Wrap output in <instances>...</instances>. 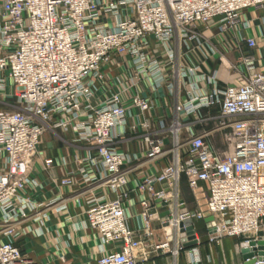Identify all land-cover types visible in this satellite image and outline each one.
<instances>
[{
  "label": "built area",
  "instance_id": "2783aa9c",
  "mask_svg": "<svg viewBox=\"0 0 264 264\" xmlns=\"http://www.w3.org/2000/svg\"><path fill=\"white\" fill-rule=\"evenodd\" d=\"M251 10L264 26V0H0V92L10 80L17 90L10 94L23 107L0 108V264H39L17 242L30 230L19 224L42 222L58 201L35 202L27 194L47 130L72 131L87 144L84 155H75L80 180L110 191L88 201L84 221L100 236L98 264H139L138 252L156 229L164 238L155 249L177 255L187 246V226L180 224L188 219L193 227L205 222L211 240L250 242L264 232V71L251 52L256 38L243 35L253 20L242 18ZM243 42L249 50L229 62L222 45L239 50ZM210 61L234 71L238 82L223 81ZM129 62L135 73L124 70L117 88L97 103L105 68ZM143 80L148 92L166 87L175 95L173 115L160 118L159 128L148 120L129 124L132 108H153L139 88ZM140 127L146 160L169 161L130 188L128 174L141 158L117 141ZM213 134L227 151L213 145ZM184 186L204 200L193 211L181 199ZM131 193L146 195L138 229L126 213ZM190 250L199 264L197 246Z\"/></svg>",
  "mask_w": 264,
  "mask_h": 264
},
{
  "label": "crops",
  "instance_id": "0c3cea01",
  "mask_svg": "<svg viewBox=\"0 0 264 264\" xmlns=\"http://www.w3.org/2000/svg\"><path fill=\"white\" fill-rule=\"evenodd\" d=\"M257 16L258 13L252 10L243 14L242 18L244 20H253L252 27L245 30L243 35L256 38L257 47L251 52L258 59V70L264 71V26L260 20L256 19ZM221 50L225 53L229 62L235 64L238 58L249 50V47L245 42L240 45L239 50L231 49V46L223 44ZM210 64L212 69L216 67L219 69L223 81L238 82L234 71L229 73L220 62L210 61ZM105 70L107 71V78L105 81L99 82L97 103L103 101L110 89L117 88V78L124 73V70L125 72L126 70L130 71L132 74L135 73L131 62L126 63L121 68L108 66ZM7 83L8 92L10 91L9 84L13 85V83L10 80ZM147 86V80H143L139 84L143 94L151 98L153 108L145 113H141L137 108H132L129 124L140 125L143 120H148L155 128H159L160 118H168L173 115L175 95L171 94L166 87L148 92L146 91ZM4 94L0 92V99ZM6 95L8 98L13 99L10 93H6ZM198 129L199 131L203 130L202 127ZM48 132L50 133L51 130L45 132L39 145L41 152L32 162L30 177L35 180V183L31 182L29 184L27 194L35 202L47 204L53 200L58 201L55 205L46 208L49 217L42 222H35L30 218L19 224V226L30 230L20 237L17 244L23 254L39 264H98V260L102 255L100 236L96 230L84 226V221L86 219L88 201L95 197H108L110 191L105 185H87L80 180L79 164L75 160V155H84L89 148L87 144L76 141L72 131L61 130L67 139L65 140L67 146L60 145V149H57L54 148ZM144 133L145 131L140 127L138 134L128 132L117 141V146L121 149L137 154L141 158V163L135 166L133 171L128 174V187L130 188L135 186L138 179H143L148 173L156 172L155 164L148 162L145 158L146 143L143 140ZM213 137L215 141L223 143L219 134H213L210 137L211 141ZM71 143L78 144L77 148L74 147L71 150L68 146ZM48 158L54 160L51 166L45 163ZM63 158L67 160L66 163ZM3 165V161L0 158V171ZM69 176L72 178V183L62 184V180L69 178ZM184 187L187 188V186ZM145 198V194L131 193L130 198L125 203L130 224L135 229L143 226L141 201ZM60 205H66V209L57 211ZM164 211L162 210L161 213ZM161 231V229H156L147 247L138 252L139 264H195L190 249L181 250L177 255L156 250L154 245L160 243L164 238ZM4 239V236L0 234V240ZM234 241L235 238L226 237L218 241V246H214V248H211L209 244V253L205 249V245L203 247L197 246L203 261L199 264H239L242 258V248L240 244L239 250L236 249Z\"/></svg>",
  "mask_w": 264,
  "mask_h": 264
},
{
  "label": "rangeland",
  "instance_id": "374dc122",
  "mask_svg": "<svg viewBox=\"0 0 264 264\" xmlns=\"http://www.w3.org/2000/svg\"><path fill=\"white\" fill-rule=\"evenodd\" d=\"M9 89L10 91L6 92V93H12V94H15L17 92L16 88L14 87V85H11L9 84ZM4 94V93H3ZM0 108H4V109H9V110H22V104L18 103L17 102V99L16 97H14L13 99H10L7 97L6 94H4L2 96V98L0 99ZM213 126H210L209 128H212ZM135 134V133H134ZM138 134V132H137ZM48 136L51 138L53 144H54V148H57V149H60V145L61 146H64L66 147L67 145L65 144V140L66 137L65 135L61 132L60 129H57V130H51V132L49 133L48 132ZM132 136H136V135H132ZM51 142V143H52ZM212 143L213 145L218 148L220 151L222 152H225L228 150V146L224 145L223 143H221L220 141H215L214 137L212 138ZM70 147V149L72 150L74 147L77 148L78 144L76 143H71L68 145ZM41 150H38V153L36 155L39 156ZM35 157V158H36ZM168 159L165 158V159H161L160 161H158L157 163H154L155 166H156V172H159L161 171V169L166 165L168 164ZM141 162L139 163H135L134 164V167L137 166L138 164H140ZM155 172V173H156ZM149 174V173H148ZM181 199L183 200L184 202V207L187 209V210H195L196 208L200 207L204 201L200 199V201H197L191 191V189H189L188 187H184L182 189V193H181ZM199 236H200V240L191 245V246H186L184 247L182 250H186V249H191L192 247H196V246H200V247H203L205 245V249L209 250V244L211 245V248H214V246H218V241L222 240L223 238H226V237H223L221 238L220 240H211V237L209 236L208 232H207V227L205 225V222L203 221H198L196 226L194 227ZM161 233L164 235V231L162 230ZM244 237H241V238H235V248L239 250V246L240 244L244 241ZM200 253V252H199ZM209 253V252H208ZM242 255V253H241ZM248 260H245L242 256L241 258V261L239 262V264H246ZM201 262L202 259H201ZM204 264V263H203Z\"/></svg>",
  "mask_w": 264,
  "mask_h": 264
},
{
  "label": "water",
  "instance_id": "95a60500",
  "mask_svg": "<svg viewBox=\"0 0 264 264\" xmlns=\"http://www.w3.org/2000/svg\"><path fill=\"white\" fill-rule=\"evenodd\" d=\"M170 214L169 210L164 211L161 215L166 217ZM181 227L187 226V237L183 238V242L187 246H191L196 243L195 230L193 227L192 220L188 219L180 224ZM241 253L245 260H248L246 264H256L258 261L264 262V232L260 231L257 234V238L250 242L241 243Z\"/></svg>",
  "mask_w": 264,
  "mask_h": 264
},
{
  "label": "bare ground",
  "instance_id": "6f19581e",
  "mask_svg": "<svg viewBox=\"0 0 264 264\" xmlns=\"http://www.w3.org/2000/svg\"><path fill=\"white\" fill-rule=\"evenodd\" d=\"M188 230V229H187Z\"/></svg>",
  "mask_w": 264,
  "mask_h": 264
}]
</instances>
